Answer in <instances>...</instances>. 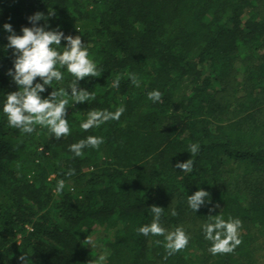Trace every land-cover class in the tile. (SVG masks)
<instances>
[{"label": "trees", "instance_id": "1", "mask_svg": "<svg viewBox=\"0 0 264 264\" xmlns=\"http://www.w3.org/2000/svg\"><path fill=\"white\" fill-rule=\"evenodd\" d=\"M50 9V26L80 34L98 65L97 77L80 82L95 99L72 105L68 97L70 134L58 140L39 127L23 134L0 113V264H20L24 253L30 264H262L264 0H0V100L17 90L3 24L19 34L29 15ZM69 79L65 72L53 87ZM153 89L163 93L158 103L147 98ZM119 107L118 121L80 127L88 112ZM88 135L104 143L75 157L69 145ZM189 158L193 173L175 169ZM200 187L212 204L194 212L187 194ZM153 204L164 208L166 230L189 236L174 255L163 236L137 232ZM209 214L240 219L233 252L208 250Z\"/></svg>", "mask_w": 264, "mask_h": 264}, {"label": "clouds", "instance_id": "2", "mask_svg": "<svg viewBox=\"0 0 264 264\" xmlns=\"http://www.w3.org/2000/svg\"><path fill=\"white\" fill-rule=\"evenodd\" d=\"M55 15L50 9L47 15L36 12L27 17L31 26H22L17 34L10 22L3 24V30L8 33L5 49L12 51V67L7 70V75L17 85V90L6 93L0 100V113L7 118V124L11 128L20 130L23 134H32L37 128L46 129L52 138L60 139L70 134L69 116L67 106L69 98L74 103H84L95 99V93L81 86V81L88 83L85 78L97 77L100 73L95 60L90 58L89 49L82 41L80 34H66L59 26L52 28L49 20ZM44 21L41 25L39 22ZM80 31V30H79ZM80 33H82L80 31ZM62 41L64 43L62 44ZM65 72L71 79L67 80L64 87H53L54 82L64 84ZM134 84L139 81L134 75L130 76ZM119 79L112 81V87L118 88ZM51 88V91L48 89ZM47 93V95H44ZM163 93L159 89L147 92V98L153 103L161 101ZM125 109L117 108L115 111L105 109L88 112L87 119L80 122V127L87 131L91 128H99L109 121H118ZM104 143L102 136L88 135L69 145V151L75 157L83 155L86 148H99ZM191 157L200 151L198 142L191 143L187 149ZM175 169L191 174L194 170V160H178ZM75 172L70 169L66 176ZM65 181H57L56 192H62ZM212 198L208 190L198 188L191 195L187 194L188 207L197 212L202 206L211 205ZM220 207L217 203L212 205L210 212ZM151 221L141 224L137 232L145 237L163 236L166 255L171 256L187 247L189 236L185 230L177 226L168 231L161 223L164 208L156 204L149 208ZM171 215L176 216L175 209H171ZM209 219L202 225L204 239L210 242L209 251L213 254L231 253L242 243L239 235L241 221L239 218L229 216L225 219L222 215H208ZM157 244L161 241L157 240ZM86 244L95 246L90 236ZM20 264H30L31 260L27 253L19 258ZM98 259L103 261L105 256L101 254Z\"/></svg>", "mask_w": 264, "mask_h": 264}, {"label": "rangeland", "instance_id": "3", "mask_svg": "<svg viewBox=\"0 0 264 264\" xmlns=\"http://www.w3.org/2000/svg\"><path fill=\"white\" fill-rule=\"evenodd\" d=\"M92 240L94 241V240H98L100 237L95 233V234H93L92 235ZM262 264H264V257H263V259H262Z\"/></svg>", "mask_w": 264, "mask_h": 264}]
</instances>
